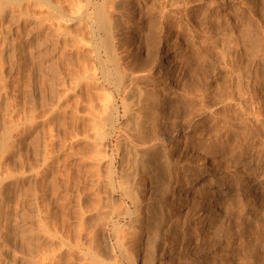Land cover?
Masks as SVG:
<instances>
[{
    "label": "rangeland",
    "instance_id": "rangeland-1",
    "mask_svg": "<svg viewBox=\"0 0 264 264\" xmlns=\"http://www.w3.org/2000/svg\"><path fill=\"white\" fill-rule=\"evenodd\" d=\"M3 1H0V264H79L78 260L81 256L83 260L80 259V264H92L94 261L91 260H95L94 258L97 259V263L95 260L93 264H99V262L100 264H116V262L121 264L120 257L116 256V259H114L111 253L108 254V252H111L110 249H107V247L110 248V241L107 237L110 227L104 222L107 214L104 213L107 212L105 209L109 210L111 206L115 208L120 206H117L118 202H121L119 194L113 196L110 193L106 194V192H109L108 185L106 186L107 183L105 182L107 181V174H105L107 172H104L106 169L104 166L101 167L104 168V171L101 168L98 170L95 165L90 166L92 162L90 158L94 157L95 153L91 157L92 152H90L88 159L89 155L86 152L88 150H84L89 147V140L86 138V134L83 135L86 129L83 130L85 125L82 122L84 115L82 103L77 102V99L80 98L78 96L80 93L79 86L73 84L74 86L71 85L73 87L70 90V88H67L68 85L65 84L62 87V90L66 91L64 96L61 93L64 91L60 87L62 86V80L60 79L62 71L60 70L63 67L62 65L72 62L71 59L74 58V54L68 48V52L72 56L67 53L69 54L68 62L62 63L61 53L59 54L60 51L56 49L54 42L56 36L49 30L47 33L37 22L30 25L28 3H26L30 0H10L8 1L9 4H6L7 0ZM17 1L20 3H16ZM143 2L144 0H139V9L132 8V11H135L131 13V17L134 15L136 20L139 18V22L144 21L146 6L148 5H156L161 2L164 12H177L173 15L175 16V23L173 22L168 29H163L162 33L165 35L169 32L173 33L170 34L172 38L168 40H170L169 42L176 41L177 51L175 54L178 56V66L173 72H166L168 67L161 69L156 67L154 69L157 88L167 87L173 82L175 76L177 77L183 73L184 76H189L199 85L198 89L192 91V95L194 94L192 99L195 97L194 99L198 103L202 101L208 105L207 107L204 105L206 108L201 112L198 108H191L188 110L189 115L186 110L177 108L178 110L175 109L176 113L181 114H179L180 116L176 114L175 117H173L174 110H172L174 108L168 107L165 109V114L163 112V116H160L163 120L160 118L162 121H158L161 122L162 130L164 129L161 133L165 131V134L163 133L164 137L161 135V141L163 140L162 143L168 149L164 150L163 157H171V159L168 158V161L170 160L168 163L172 168L175 166L174 169L176 167L180 171L186 168L189 169L188 172L182 171L181 176L186 175L190 179L197 175L198 180H200L201 173L197 169L205 164L206 168L202 167L204 179L212 176V174L218 178L222 176L223 171L229 169V165H233V158L230 157L227 151H225L227 154L223 151L213 153L203 147L205 144L203 140L205 141L207 138L210 142H212V139H214L213 141L217 140L219 136L216 135L221 131H215L217 132L216 135L213 131L216 128L222 130L220 124L223 119L232 118L238 122L244 117L245 111L248 110L251 104L260 101L259 97L264 95V0H146L147 5H141ZM35 9L37 10V8ZM177 23L180 24L179 27H177ZM31 29L35 31L31 32ZM36 29L40 30L37 31ZM44 30L46 32H43ZM51 36L54 40H51ZM44 37L50 41L45 40V42L42 40ZM49 37L51 38L48 39ZM161 42L166 43L164 39H161ZM50 43L55 44V47L54 45L52 47ZM48 47L55 48L51 49L55 50L52 56ZM46 53H50L48 54L50 57L48 55L47 58L44 57ZM145 53L141 50L140 59L145 57ZM30 57H32V60ZM55 58L56 60L59 58L57 68H54L56 67ZM29 62L33 64L31 65ZM44 63H47L48 66ZM58 63L61 65H58ZM50 65L54 66V69H52L54 72L61 66L58 69L60 73L57 74L56 72L57 75L55 74L60 78H55L56 76L51 74L54 72L51 71L52 67ZM44 67H47L48 72ZM42 68L47 73L43 72L44 69ZM50 74L53 76H49ZM192 75L197 76L193 77ZM47 77L49 78L46 79ZM44 79L46 81L50 80V83ZM51 79L53 82H51ZM55 79L59 80L56 81ZM198 81H200V84ZM52 84L59 86V88L50 86ZM45 86H50V88H45ZM67 90L68 92L70 90V93ZM56 92H60L62 97ZM76 94H78V98H75ZM102 94H104V91ZM63 97L67 98L66 100L69 103L65 102V104L64 101L66 100ZM166 111H168V114H166ZM62 112H64L63 115H68L63 117ZM165 115L168 116L169 120ZM69 116L72 117L68 118ZM186 116L189 118L187 119ZM60 117L65 118V120ZM171 118H174V120ZM61 120L63 125H59L62 122ZM262 120L263 122L256 126L259 132L252 134L253 138L264 137V118ZM64 121H66V124H64ZM75 121L83 124L79 125ZM173 121L176 124H172ZM74 122L78 128H76ZM166 124L167 126H164ZM218 125L220 126L218 127ZM80 126H82V129L79 128ZM168 126L173 128L167 129ZM165 127L167 130H165ZM73 128L80 131L77 132ZM83 131L84 133L81 134ZM214 136L216 137L214 138ZM191 137L194 140H192L193 144L189 141ZM221 138L223 139V137ZM221 138L220 140H222ZM73 140H76L77 143ZM83 144L86 148L83 147ZM74 146L77 150H71L72 148L75 149ZM76 151L80 154L76 153L75 155ZM77 155H82V157ZM78 159H82L80 163L85 162V164L81 165ZM87 162L96 172L91 168L89 169ZM255 164L251 163L250 168L255 167ZM262 164H264V161ZM217 168L220 170H216ZM88 170H91V172H88ZM101 171L104 172V175ZM97 172L101 173L102 176L97 175ZM96 179L103 181H100L101 184H97V186L96 183L99 181H96ZM102 182L106 183H103L105 187ZM162 183L164 186L163 191H166V193L161 192L162 185L159 188L154 187L153 191L154 189L159 190L160 192L157 193H160L161 197L155 191L154 195L153 191H151V194L149 192L148 205L157 206L156 209L160 210L165 206H169L170 203V207L173 205L176 207L182 204L179 200L186 201L181 205L182 213L177 217H180V223H178L179 219L177 221V218L174 217L173 220L164 221L162 224L163 229H160L161 232L159 230V235L154 236L153 233H149V235L152 234L149 236V238L152 237V243L155 245L157 241L160 245L156 242V261L158 264H264V230L262 231L264 229V219L261 220V217L264 218V213L261 215V211H253L255 216L251 213L250 217L247 214L249 211L240 207H232L235 210H231L230 215L227 216L228 218L223 219L228 223L230 222L229 224L225 221L224 224L223 220H220L217 224H214L218 228L212 225L211 230L209 229V237L208 233L201 235V237L200 234L195 233L200 217L203 216L199 209L198 212L193 209L197 207L196 202H193L197 201V193H194L195 186L191 187L189 191L187 188H183L182 183H175L171 179L170 184L168 178ZM168 184L173 186L171 187L172 192H170V185ZM93 186H95L94 189L96 187L99 189L94 190ZM104 188L107 191L100 192ZM98 190L99 192H97ZM185 190L191 194L186 196ZM96 192L102 194L97 195ZM163 196L167 197L163 198ZM110 201H112V204L114 201L117 204L110 206ZM189 201L193 203L190 204ZM97 204L101 205L102 209ZM97 206L100 212L98 215H101V217L95 215L94 212V214L92 213L94 210L98 213ZM104 214L105 216H103ZM99 218L103 220L100 221ZM98 219L100 222L97 221ZM124 221H120V225H127L125 224L127 221ZM221 223L227 227L222 225L221 228ZM104 224H106V227ZM168 224H171V226H168ZM82 229H85V231ZM86 230L91 232L88 231V233ZM92 232L97 233H95L97 236L94 234L95 238L99 236L96 239H99V243L96 240L92 241L94 239L93 234H90ZM106 234L107 236H105ZM154 238L159 239L154 241ZM83 243L86 244V247ZM95 243L99 245V248ZM248 244L250 245L248 246ZM92 247H94L95 252H93ZM95 247H97V252L99 251L98 254ZM83 253L95 256L92 258L90 255L92 258L90 260V257L87 255L84 257ZM76 254L79 255L76 256ZM46 260H49V262Z\"/></svg>",
    "mask_w": 264,
    "mask_h": 264
},
{
    "label": "bare ground",
    "instance_id": "bare-ground-1",
    "mask_svg": "<svg viewBox=\"0 0 264 264\" xmlns=\"http://www.w3.org/2000/svg\"><path fill=\"white\" fill-rule=\"evenodd\" d=\"M8 1L10 0H7L6 4H9ZM3 3H5V1H3ZM16 3L19 4L20 2L17 1ZM26 3H28L30 25H33L37 22L39 23V25H41V27H43L47 31V33L49 30L51 31V33L54 34V36H56L54 42L56 44V49L60 51L59 54L61 53L60 55L62 56L61 57L62 63L66 61L68 62L67 58L69 54L67 53L73 52L74 54L73 55L74 58L71 59L72 62L70 63L68 62V64L65 63L64 64L65 66L62 65L63 67L60 70L62 71L61 73L58 70L60 69L59 67L61 66L58 67L56 72L57 74L59 73L61 74L60 76L61 78L56 76L57 75L56 72L52 70L54 68H57V62H59L58 60L59 58H57L58 61L55 58L56 62L55 61L54 62L56 63V67L53 66L55 64L50 65L52 67L51 71L54 72L51 74L53 75L56 74L55 78L58 77L62 80V86H60L61 90H62L63 85L65 84L68 85L67 88L68 89L70 88V90H72L71 88L74 85L79 86L80 93L77 92L79 93V95L76 94L75 98L77 97V95L80 97V98L77 97L78 98L77 102H79L80 104L82 103L83 112H84L83 113L84 115L82 117V122L85 125L83 127V130L86 129V131L84 130L85 133L83 131L81 132V134L84 133L83 134L84 136L86 134V138H88L89 140L88 142L89 147H87V149H84V150L85 151L88 150L86 151L88 155L90 154V152H92L91 157H92V154L94 155L95 153V156L90 158L92 160V162L90 161L91 162L90 166L95 165V167H97L98 170H100V168L104 166V168L106 169L104 171L103 170L104 168L103 169L101 168V170H103L104 172H107L105 173L107 174V181H105L107 184L105 182H102V184L104 183L106 184V186L108 185L107 189H109V192H106L107 190L105 191L106 188H104V190L102 189L103 191H100V192H103V193L106 192V194L110 193V195L112 194V196L114 194L115 195L119 194V198L121 200V202H118V204L115 203V201L112 204V201H110L111 202V203L109 202L110 206L114 204H117V206L118 205L120 206L116 208L114 206H111L109 207L110 208L109 210L105 209V211L107 212H104V213L105 214L107 213V214L106 216L105 214L103 215L105 216L104 222L107 223L110 227L108 232L106 231L108 233V236L107 234L105 235L109 238V241H110V245H109L110 248L107 247V249H110L111 252H108V254L111 253L112 257L114 256L113 257L114 259H116L115 258L116 256L120 257L122 260L120 261L121 264H158L156 261V257H157V254H156V251H157L156 242L157 241L156 240H158L159 238L158 239L154 238L155 239L154 241H156L154 245L152 243L153 242L152 237L149 238V236H151L152 234L149 235V233L150 232L153 233L154 236L159 235L158 234L159 230L161 228L163 229L162 224L164 223V221L167 222L174 217L177 218L180 215V213H182L180 209L182 208L181 205H183L184 202L186 201V200H179L182 204L177 203L178 205L179 204L180 205L176 207L175 205L170 207L171 203L170 204L168 203L169 206H165L163 209H160V210L156 209L157 206L152 207L148 205L149 202L147 200H149L148 198L150 197L149 195L151 194V191H153V188L154 187L159 188L161 185L163 186L162 182L166 180L167 178L169 179V183H170V179L171 181L175 183H178V184L182 183L183 184L182 186H184L183 188H187L189 191L191 187L195 186V189L197 191L195 189H194L195 191L194 190L193 191L194 193L195 192L197 193V201H193V202H196V206L198 208L196 207L197 208L196 209L194 207L193 209H195L196 212H198L197 210L199 209L200 213H202L203 215L200 217L201 219L199 221V225L195 229L196 230L195 233L200 234V236L206 235L209 229L211 230L212 225L217 224L218 221L223 220L228 215H230L231 210L234 209V208L232 209V207H240L243 210L249 211L248 213L247 212L246 213L250 217H251V213L253 216H255L253 213L257 211L258 212L261 211V215L264 213L263 212L264 211V164H262L264 161V137H260V138L252 137L253 133L255 134L259 132L256 126H258L261 122H263L262 119L264 118V95L261 96L262 98L259 97L261 99L260 101L253 102V104H251L248 110L245 111L244 117L238 122L232 118L223 119L222 123L220 124L222 130L217 129V128L216 130L214 128L215 130L213 131V132L218 131V130L221 131V133H219L218 135H216L217 132H215L214 134L216 136H219L217 140L215 139V141H213L214 139H212V137H211L212 142H210L208 138L205 141L203 140V142L205 143L203 147L209 149L213 153H215V151L217 152L227 151L230 157L233 158L232 160L233 165L231 166L229 165L230 163L228 164L229 169L230 168L231 169L230 170L227 169L228 171L227 170L223 171L222 176L216 178L214 177L215 175L212 174V176L208 178L206 177V179H204L202 171H203V168H206V165L203 164L197 169L198 172L201 173V174L199 173L201 175V176L199 175L200 180H198L197 175L189 179L188 177H186V175L181 176L182 171L185 170L186 172H188L189 169L186 168L181 171L180 169H177V167L176 169H174L175 166L172 168L168 163L170 161V160L168 161V158L171 159V157H168L166 154L165 155L167 157L166 158L165 156L163 157L164 155L163 152L167 148H165L164 144L162 143L163 140L161 141V138H162L161 135H163L165 131L161 133L164 129L162 130L161 122H158V121L160 120L161 118L160 116L163 114L165 109L168 107L174 108V109L171 108L172 110H174V113L170 112L172 111L171 109H169L170 111L169 110L168 111L170 113H173L174 114L173 117H175V115L177 114L176 110H178L177 108H179L180 110L184 109V111L186 110L189 115L188 110H190L191 108L193 109L198 108L201 112V110H204L208 106L204 104L202 101H199L200 103L195 101L194 99L195 97L192 99V96L194 95V94L192 95V91H195L196 89H198L199 85L189 76L187 77L184 76L185 74L183 73L177 77L175 76V79L173 80V82L170 83L167 87L164 86V88H160V87L157 88L156 86V82H155L156 78H155V72H154V69L156 67L158 69H161L163 67L165 68L168 67L166 69L167 70L166 72H169V71L173 72L178 66V56L175 54L177 51V46L175 44L176 41L169 42L170 40H168L169 38H172L170 34H173V33L169 32V33H166V35L162 33L163 29L165 28L168 29L169 26H171L173 22L175 23V19H174L175 16L173 15L177 14V12L175 13L174 12H164L162 10L161 2L156 5L150 4L151 6L149 5L146 6L147 10L145 11V17L143 18L144 21L143 22L141 21L142 22L141 23L139 22V18L136 20L134 15L131 17V13H133V11H135L137 8L139 9V0H35V1L30 0L29 2L27 1ZM141 5H147L146 0H144V2L141 3ZM25 7L27 8V5ZM35 8H37V10ZM132 8H134L135 10L132 11ZM26 13H27V10H26ZM179 25L180 24L177 23V27H179ZM37 27L39 28V26ZM32 29H31V32H34L35 30L32 31ZM45 30L43 32H46ZM51 37H49L48 39H50ZM46 39L47 38L44 37V39L42 40L45 41ZM161 39H164L166 43L163 44L161 42ZM51 40H54L53 37ZM46 41H50V40H46ZM50 44L52 45V47L53 45L55 47V44H52V43ZM68 48H70V50ZM51 49H55V48H50V50ZM68 50L70 52H68ZM141 50L146 52L145 53L146 55L143 54L145 55L144 57L145 59L144 58L140 59ZM54 51L51 50V56L53 55L52 53ZM48 54L46 53V56L44 57L47 58ZM48 57H50V55H48ZM30 59L32 60V57H30ZM34 61L32 62L34 63ZM29 63L31 65L33 64L31 62ZM47 63H44V65H46ZM60 63H58V65ZM44 68H46V71L48 72L47 67H44ZM43 72H45V69ZM51 74L49 76L52 77L53 75ZM192 76L194 77L197 75H192ZM48 78L49 77H47L46 79ZM55 80L57 81L59 79H55ZM46 82L50 83V80ZM51 82H53V80ZM198 82L200 84V81ZM53 84L50 86H54ZM47 86H45V88ZM50 86L47 88L49 89ZM55 86L54 88H56ZM57 87L59 88V86ZM70 90L69 92L67 90V92L70 93ZM103 91H104V94H102ZM60 92L59 93L56 92V94H59V96L62 97V95H60ZM65 92L66 91L61 92L63 93V96ZM74 93L75 91L73 92V94ZM65 97H67V95H65ZM67 98H64V99L66 100ZM57 100L59 101V99ZM60 100L62 101L61 98ZM65 102H67V100L64 101V103ZM67 103H69V101ZM204 105H206V107ZM64 109L66 108L64 107ZM168 111H166L167 112L166 114H168ZM181 112L183 113V111ZM63 113L64 112H62L61 115H63ZM179 114L181 113H178L177 115ZM64 115L63 117H65ZM211 116L212 115L210 114V117ZM63 117H60V118H62V120H65V118L63 119ZM71 117L69 116L68 118H71ZM166 117L168 119V116ZM186 117L187 119L189 118L188 116ZM171 119L174 120V118H171ZM65 122L66 121H64V124H66ZM75 122H74V125L76 126V128H78L77 124L79 125L83 124V123L80 124L77 122L76 124ZM62 123L63 121L60 122L59 125ZM172 124H176V122ZM220 125H218V127ZM164 126H167V124ZM81 127L82 126H80L79 128L82 129ZM171 127L168 126L167 129H170ZM76 128H73V129L75 130ZM167 129L165 127V130ZM79 131L77 130V132ZM62 133H65V132H62ZM216 136H214V138ZM221 137H223V139ZM192 138L193 137H191L189 141L190 143L193 144ZM220 138L222 140H220ZM228 139L230 140L228 141ZM76 140L75 141L73 140V141L76 142ZM85 144L87 145V143ZM85 144H83V147L85 146ZM71 150H77V148L75 147V149L72 148ZM76 153L80 154V152L78 151H76L74 154L76 155ZM225 154L227 153L225 152ZM77 156L82 157V155H77ZM89 157L90 155L88 156V159ZM78 160L80 163L82 159L81 160L78 159ZM87 163L90 169L91 167L89 166V162ZM251 163H256L255 164L256 166L250 168ZM84 164L85 162L81 165H84ZM116 164H118V166H116ZM92 169L93 168H91V170ZM220 169L217 168L216 170H220ZM91 170H88V172L89 171L91 172ZM93 171H95V169H93ZM101 173L97 172V175L100 174L102 176L103 173L102 174ZM99 178H103V177H99ZM96 181L100 182L103 180L96 179ZM99 182L96 183V185L101 184V182L100 183ZM166 183L168 182L166 181ZM94 187L95 186H93V189ZM169 187L168 188L170 192H172L171 187L173 186L170 185ZM163 188L164 186L161 188L162 190L160 189L161 192L166 193V191H163ZM97 189L99 188L96 187V189L94 190H97ZM154 191L156 192V194L158 195L160 194V193H157L159 190L157 191V189H154ZM154 191H153V195L155 194ZM189 191L185 190L186 196L187 194L188 195L191 194ZM97 192H99V190ZM98 194H102V193H97V195ZM158 195H156V197ZM159 196L161 197V195ZM167 196L170 197V195L168 194ZM167 196H163V198ZM111 199H114V198L112 197ZM95 202L97 203V201ZM191 202L190 204L193 203ZM98 206L96 207L98 208L97 211L99 210V207H101V205L99 207ZM94 208H95V205H94ZM93 212L95 213V215L100 214V212L98 211L97 213L96 210L92 211V213ZM99 217H101V215ZM257 217L259 218V216ZM99 219L97 221H99ZM178 219H179L178 223H180L181 222L180 217L177 218L176 220L178 221ZM229 219H230V216H229ZM263 219L264 218L261 217V220ZM101 220L103 219H100V221ZM124 220L127 221V223ZM120 221H124L125 224L127 225H122V224L120 225ZM224 221L225 220H223V223ZM82 222H85V221H82ZM225 222L228 223V221H225ZM223 223H221V228H222ZM105 225L106 224H104V226ZM169 225L171 226V224H168V226ZM214 226L218 228L217 225H214ZM224 226L225 225H223V227ZM82 227L83 226L81 225V228ZM82 230L85 231V229H82ZM263 230L264 229H262V231ZM87 232H84V233H87ZM95 233L96 232L90 233V234H93V237H94L92 241H95L99 237L98 236L97 238H95V236H97L96 235L97 233L96 234ZM104 234H105V230H104ZM208 237H209V233H208ZM160 238H161V233H160ZM98 240L96 241L98 242ZM144 240H146V242H144ZM92 243L94 244V242ZM90 244H91V241H90ZM95 244L99 248V245L97 243ZM249 245L250 244H248V246ZM84 247H86V244ZM95 248L97 252V247ZM92 250H94V247H92ZM93 252H95V250ZM83 254H84L83 255L84 257L87 255V254L85 255V253ZM77 255L79 254H76V256ZM90 255L92 256V254ZM90 255H87V256L90 257ZM94 256H92V258H94ZM49 257L51 258V255ZM82 258L83 257L81 256L80 258L81 261L83 260ZM92 258L90 257V260ZM80 259L78 260L79 264L81 263ZM94 259L96 260V263H97V259L96 258ZM95 260L92 259L91 261L95 262ZM47 262H49V260ZM94 262H92V264Z\"/></svg>",
    "mask_w": 264,
    "mask_h": 264
}]
</instances>
